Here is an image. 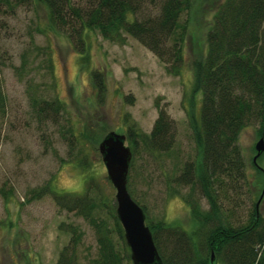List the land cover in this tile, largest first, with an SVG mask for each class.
I'll return each mask as SVG.
<instances>
[{"label":"trees","instance_id":"1","mask_svg":"<svg viewBox=\"0 0 264 264\" xmlns=\"http://www.w3.org/2000/svg\"><path fill=\"white\" fill-rule=\"evenodd\" d=\"M191 6L192 0H0V15L14 13L20 7H42L50 29L64 33L79 53L86 51L87 31L115 42L129 35L157 56L169 73L177 75L185 65ZM1 35L0 30V39ZM204 45L203 57L191 65L201 93L199 117L190 113L195 118L192 140L199 156L197 161H186L181 173L172 179L179 186H187V192L168 186V195L180 196L188 206L195 228L186 230L164 218L151 221L145 205L130 189L136 155L168 153L175 144V122L160 105L149 133L129 127L126 139L133 157L128 190L145 211L163 264H264V214L259 207L264 201V167L252 159L255 173L253 178L249 176L239 141L242 130L252 124L257 125L259 137H264V0H220L207 25ZM27 64L23 53L18 70H25ZM91 79L101 99L105 94L103 73L93 69ZM37 86L30 83L28 91L36 118L58 120L64 103L39 92ZM6 114L7 97L0 82V148ZM71 129L63 130L71 133ZM71 138L67 139L73 146ZM72 160L84 170L88 167L86 157L78 159L75 155ZM87 178L80 193L57 192L50 179L32 189L28 199L49 194L60 209L76 213L91 225L98 248L96 257L87 264H133L115 200L105 198L98 185H93L94 178ZM245 186L255 190L256 197L243 217ZM12 191L11 187H0L3 198ZM65 231L70 239L56 264H81L78 246L83 233L76 225L67 226Z\"/></svg>","mask_w":264,"mask_h":264},{"label":"rangeland","instance_id":"2","mask_svg":"<svg viewBox=\"0 0 264 264\" xmlns=\"http://www.w3.org/2000/svg\"><path fill=\"white\" fill-rule=\"evenodd\" d=\"M219 1L192 0L185 65L177 75L169 73L157 56L129 35L115 42L87 31L86 51L79 53L64 33L50 29L42 7H20L14 13L0 15V82L7 97L0 187L13 189L7 198L0 195V264H56L61 249L69 242L70 234L65 231L69 225L78 226L83 233L79 262L87 264L96 257L95 231L83 217L60 209L49 194L29 200V193L50 179L55 191L65 193L57 188L55 179L63 167L71 165L93 177V185H98L105 198L115 200L116 190L98 150L101 134L115 131L127 135L130 126L149 133L157 117V105L165 108L175 122V144L168 153H138L130 172V189L145 205L151 221H167L171 209L179 218L169 224L190 231L195 228L188 206L180 196H169L168 186L187 192V186H179L172 179L181 173L186 161H197L199 156L192 140L195 118L190 113L199 117L201 93L191 65L203 57L207 25ZM23 53L28 64L20 71ZM93 69L104 76L105 94L101 99L92 83ZM32 82L39 92L64 103L58 120L36 118L28 92ZM65 123L63 129L71 127L72 134L60 128ZM256 129V124L246 126L239 138L252 178L255 171L250 162L260 138ZM71 136L73 146L67 139ZM126 144L130 146L127 139ZM75 155L78 159L86 157V170L72 160ZM258 158L257 164L264 167V156ZM85 186L86 181L82 191ZM255 197V190L245 186L243 217ZM177 200L182 210L173 207ZM259 207L264 214V201Z\"/></svg>","mask_w":264,"mask_h":264},{"label":"water","instance_id":"3","mask_svg":"<svg viewBox=\"0 0 264 264\" xmlns=\"http://www.w3.org/2000/svg\"><path fill=\"white\" fill-rule=\"evenodd\" d=\"M255 149L253 161L257 163V158L264 152V137H260L255 143ZM98 150L105 165L107 177L116 190L115 211L122 225L133 264H163L153 233L146 224L145 211L132 198L128 190V175L133 153L130 146L126 144V135L109 131L100 140ZM213 260L212 255L211 262Z\"/></svg>","mask_w":264,"mask_h":264},{"label":"clouds","instance_id":"4","mask_svg":"<svg viewBox=\"0 0 264 264\" xmlns=\"http://www.w3.org/2000/svg\"><path fill=\"white\" fill-rule=\"evenodd\" d=\"M87 173L79 171L73 166L69 165L63 167L56 175L55 183L57 188L65 193L74 194L82 191L87 179ZM179 207L182 210L183 205L177 200L173 207ZM179 218L177 212H173L171 209L167 214V222H174L175 219Z\"/></svg>","mask_w":264,"mask_h":264}]
</instances>
